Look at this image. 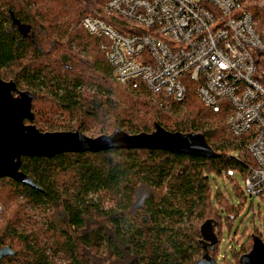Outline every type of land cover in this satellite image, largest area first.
<instances>
[{"label":"trees","instance_id":"1","mask_svg":"<svg viewBox=\"0 0 264 264\" xmlns=\"http://www.w3.org/2000/svg\"><path fill=\"white\" fill-rule=\"evenodd\" d=\"M253 15L261 17L263 27L264 11ZM86 16L91 15L79 0H0V79L15 84L14 96L31 94V124L42 133L92 136L151 134L159 126L202 135L216 156L110 150L21 158L19 171L37 190L0 179L5 213L0 248L15 254L0 264H49V254L58 253L67 264H196L204 222L216 223L219 243L223 221L230 228L240 212L223 197L217 180H231V173L241 174L244 182L248 178L255 168L246 150L248 138L232 136L227 112L206 109L193 82H186L181 104L143 87L117 84L106 52L99 49L101 41L78 27ZM4 181L15 190L10 196L20 195L40 212L43 241L29 227L24 207L4 196ZM143 189L146 197L136 206ZM237 195L247 202L244 193ZM252 234L264 242L257 229ZM218 243L209 256L216 264H228L225 258L218 263ZM251 247L249 236L239 251H232L234 263Z\"/></svg>","mask_w":264,"mask_h":264},{"label":"built area","instance_id":"2","mask_svg":"<svg viewBox=\"0 0 264 264\" xmlns=\"http://www.w3.org/2000/svg\"><path fill=\"white\" fill-rule=\"evenodd\" d=\"M99 10L80 26L105 41L114 81L175 104L184 102L186 82L195 83L203 106L226 111L232 136L248 138L255 168L243 193L264 203V40L247 0H106Z\"/></svg>","mask_w":264,"mask_h":264},{"label":"water","instance_id":"3","mask_svg":"<svg viewBox=\"0 0 264 264\" xmlns=\"http://www.w3.org/2000/svg\"><path fill=\"white\" fill-rule=\"evenodd\" d=\"M14 93L15 84L0 79V179H9L33 190L37 187L19 171L21 158L50 159L60 154H98L110 150L164 151L204 159L216 156L202 135L171 133L159 126L151 134L128 135L115 131L96 138L78 131L42 133L31 124V94L20 92L14 96ZM215 229L213 220L205 221L200 227L202 255L196 264H216L209 256V251L218 243ZM250 238L251 250L239 258V264H264V242L254 234ZM14 255L9 247L0 248V262Z\"/></svg>","mask_w":264,"mask_h":264},{"label":"rangeland","instance_id":"4","mask_svg":"<svg viewBox=\"0 0 264 264\" xmlns=\"http://www.w3.org/2000/svg\"><path fill=\"white\" fill-rule=\"evenodd\" d=\"M79 1H81L82 3L83 10H86L88 14L94 16H101L103 14L99 9L103 6L105 0L103 1V3H98V0ZM247 7L252 13H254L255 10L264 11V0H247ZM261 20V17L256 18V28L258 33L264 36V26H260ZM80 22L78 24V27L82 29L80 26ZM100 41L101 44L105 43V41L103 40ZM99 49L101 50V48ZM252 56L254 57V59H257L255 52H252ZM83 135L89 138L98 137L95 135L92 136L89 133H85ZM230 178L231 180L224 181H222V179H218L217 186L221 190H223V197L225 199L228 198L230 204L235 208H240V212L238 213L233 223H231L230 228L226 225L225 221H223L220 231V239L217 246V253L218 263H220L221 260L225 258L228 264H235L232 257V251H239L241 246L249 242V236L252 235L255 229H257L259 233L261 232L262 234H264V203L261 200L248 198L247 202L245 204H242L241 199L237 195V193H243V177L239 173H231ZM2 184H4L5 186L4 196L7 197V199L9 198V201L21 204L24 207V213L26 217H29V221L31 224L29 227H31L33 231H35L34 234H36L43 241L45 239V232L40 212L32 208L31 205L28 204L19 194V197L10 196L14 193L15 190L12 189L10 184L5 181ZM146 194V190H141L140 196L136 202V206L142 204L143 200L146 197ZM225 218L226 215L224 214L223 220ZM4 219L5 213L0 218V225L3 223ZM49 261V264H67L66 257L61 253H58L56 255L49 254Z\"/></svg>","mask_w":264,"mask_h":264}]
</instances>
